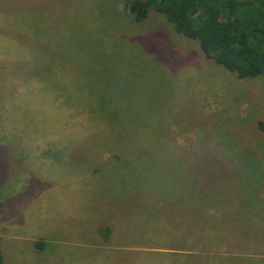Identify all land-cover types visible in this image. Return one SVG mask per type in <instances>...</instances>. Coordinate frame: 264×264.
<instances>
[{
    "label": "rangeland",
    "instance_id": "374dc122",
    "mask_svg": "<svg viewBox=\"0 0 264 264\" xmlns=\"http://www.w3.org/2000/svg\"><path fill=\"white\" fill-rule=\"evenodd\" d=\"M31 240L43 264H264V74L126 0H0L1 259Z\"/></svg>",
    "mask_w": 264,
    "mask_h": 264
},
{
    "label": "trees",
    "instance_id": "16d2710c",
    "mask_svg": "<svg viewBox=\"0 0 264 264\" xmlns=\"http://www.w3.org/2000/svg\"><path fill=\"white\" fill-rule=\"evenodd\" d=\"M126 6L137 22L151 8L163 13L177 32L198 40L209 58L241 78L264 74V0H126Z\"/></svg>",
    "mask_w": 264,
    "mask_h": 264
},
{
    "label": "crops",
    "instance_id": "0c3cea01",
    "mask_svg": "<svg viewBox=\"0 0 264 264\" xmlns=\"http://www.w3.org/2000/svg\"><path fill=\"white\" fill-rule=\"evenodd\" d=\"M27 224L28 225L29 224H32V228L30 226H28L29 230L30 229H34V230H38L40 232L41 229H42V224H39L38 222H35L34 221V222H31V223H26L25 225H27ZM49 230H51V226L50 225H49ZM33 234L34 233H32L31 237H33ZM41 235H42V233H39L38 236L40 237ZM47 235H48V233L45 232V236H47ZM44 239H46V238H44ZM30 243L31 244H25V247L26 248H24V245H23L22 242H18V246H15V244H5V245H3V247H4V249H3V251H4L3 252V255H4V261H3V263L4 264H8L6 258L10 261L11 260V257L13 256V259L10 261V262H12L13 260H15L17 258L16 255L20 256L18 258V261H20L21 259H23L25 261V264H26L27 254L29 255V259H28L30 261L29 264H43L46 261L53 260L54 258H56L55 257V251L52 250V249H48L47 248V245H46V242L45 243H42L43 244V247H40L41 248L40 250H42L43 252L40 251V252H38V254H36V251L34 250L35 249V246L37 247L38 244L34 245L35 242L33 240H31ZM53 243H55V242H53ZM38 246H40V244ZM250 246H254V244H250L248 247H250ZM255 246L256 247H254L253 249H251L252 251H257L258 247L259 248L264 247V246L260 245L259 242L255 243ZM16 247H17V249H16ZM46 252L48 254L49 260L43 261V263H42V261H41V263H37V257L41 258L42 257V254H44ZM245 252L246 253H250L248 251H245ZM261 255L264 257V253H262ZM247 257L249 258L250 256H247Z\"/></svg>",
    "mask_w": 264,
    "mask_h": 264
}]
</instances>
